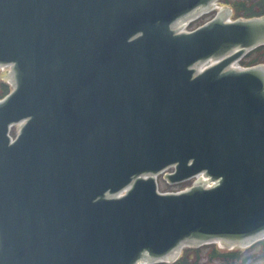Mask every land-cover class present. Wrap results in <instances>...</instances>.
Instances as JSON below:
<instances>
[{"label": "water", "instance_id": "obj_1", "mask_svg": "<svg viewBox=\"0 0 264 264\" xmlns=\"http://www.w3.org/2000/svg\"><path fill=\"white\" fill-rule=\"evenodd\" d=\"M214 1L0 0V264H152L264 237V65L230 68L264 45V17L173 28ZM170 167V184L215 186L159 194Z\"/></svg>", "mask_w": 264, "mask_h": 264}, {"label": "trees", "instance_id": "obj_2", "mask_svg": "<svg viewBox=\"0 0 264 264\" xmlns=\"http://www.w3.org/2000/svg\"><path fill=\"white\" fill-rule=\"evenodd\" d=\"M224 4L230 5L234 12V17H259L264 15V0H222ZM264 62V47H259L254 51L250 52L245 59L240 61L241 65L251 66L257 63ZM10 88L7 84L0 82V99L8 94ZM262 251H264V241L261 242ZM210 255L208 254V259L212 260L214 258H224L236 259L238 258V253H222L215 246H212ZM199 251H197L199 258Z\"/></svg>", "mask_w": 264, "mask_h": 264}, {"label": "rangeland", "instance_id": "obj_3", "mask_svg": "<svg viewBox=\"0 0 264 264\" xmlns=\"http://www.w3.org/2000/svg\"><path fill=\"white\" fill-rule=\"evenodd\" d=\"M206 21V20H205ZM204 22V21H203ZM202 23V22H201ZM200 24V23H199ZM197 24V25H199ZM195 25V26H197ZM194 27V26H193ZM8 80V77L6 76V70L0 71V81L6 82ZM18 127L14 126L13 127V133L15 135V133L17 132ZM170 172V171H169ZM158 182H159V188H160V192H176L179 191L181 188L184 187H188L190 186V184L192 183L190 182H185L179 185H172L169 186L167 185V183L164 180L163 175L158 177ZM259 246L254 247L253 249H251L250 251H246L243 252V255H248V254H252V253H258L259 251ZM207 251V248L203 249V251L201 252V259H200V264H221L219 261H209L208 260V256L204 255V253ZM231 264H240L236 261V263L231 262ZM245 264H264V259H256V260H252V261H247Z\"/></svg>", "mask_w": 264, "mask_h": 264}, {"label": "bare ground", "instance_id": "obj_4", "mask_svg": "<svg viewBox=\"0 0 264 264\" xmlns=\"http://www.w3.org/2000/svg\"><path fill=\"white\" fill-rule=\"evenodd\" d=\"M200 180V179H199ZM200 181H202V180H200Z\"/></svg>", "mask_w": 264, "mask_h": 264}, {"label": "flooded vegetation", "instance_id": "obj_5", "mask_svg": "<svg viewBox=\"0 0 264 264\" xmlns=\"http://www.w3.org/2000/svg\"><path fill=\"white\" fill-rule=\"evenodd\" d=\"M189 257V256H188Z\"/></svg>", "mask_w": 264, "mask_h": 264}]
</instances>
